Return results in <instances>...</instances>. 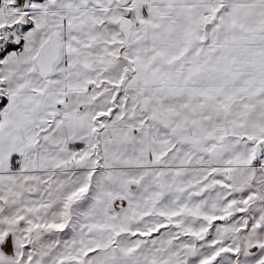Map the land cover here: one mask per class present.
I'll list each match as a JSON object with an SVG mask.
<instances>
[{"label": "snow or ice", "instance_id": "6c2138e0", "mask_svg": "<svg viewBox=\"0 0 264 264\" xmlns=\"http://www.w3.org/2000/svg\"><path fill=\"white\" fill-rule=\"evenodd\" d=\"M0 264H264V0H0Z\"/></svg>", "mask_w": 264, "mask_h": 264}]
</instances>
